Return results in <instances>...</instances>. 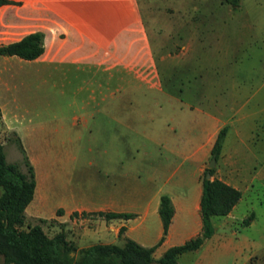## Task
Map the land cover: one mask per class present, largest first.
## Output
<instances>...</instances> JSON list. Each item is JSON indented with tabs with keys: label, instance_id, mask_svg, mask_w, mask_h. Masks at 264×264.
Masks as SVG:
<instances>
[{
	"label": "crops",
	"instance_id": "0c3cea01",
	"mask_svg": "<svg viewBox=\"0 0 264 264\" xmlns=\"http://www.w3.org/2000/svg\"><path fill=\"white\" fill-rule=\"evenodd\" d=\"M144 7L149 9L151 21H164L175 27L176 33L160 35L154 40ZM185 15L184 0H8L0 4V43L39 30L44 33V51L29 60L75 64L84 70V81L96 80L98 75L101 79H116L112 87H105L103 81L91 88L84 84V102L67 104L64 106L67 113L54 118L56 123L64 122L60 128L41 130L36 123L24 129L15 126L7 116L5 105L0 103V138L14 131L35 169L36 187L25 209L26 218L55 217L59 222L93 219L94 228L84 227V241L91 237L94 240L84 246L94 242H122L121 226H125L123 236L151 246L163 235L159 203L165 193L171 197L174 214L167 234L153 252L154 255L160 249L163 254L169 246L182 243L201 230V176L223 126H227V132L213 176L240 189L242 195L229 213L214 215L212 222L214 217L223 216L219 222L223 226L229 218L243 215L240 206L249 203L250 193L264 184V165L251 161L253 157L245 152L254 155L252 145L264 142V121L259 118V112L264 110V100L259 98L264 82L244 85L236 80L235 73L227 72L225 77L230 81L227 97L209 110L187 104V108L199 113L198 120L191 117L185 122L187 125L181 122L180 126L177 113L176 119L171 117V120H176L179 128L169 125L170 119L166 118L154 130L151 106L143 101L145 98L136 97L151 94L150 88L140 86L141 82L160 87L161 93L169 98L174 96L172 79L178 59L204 44L199 24L185 26ZM174 47L178 51L172 52L170 48ZM160 60L168 69L166 89L157 85L166 79ZM212 89L204 91L212 93ZM177 106L171 103L166 108L177 111ZM79 119L88 138L94 137V125L101 120L117 129L111 137L102 138V142H110L109 146L103 145L96 156L84 152V165L78 167L74 163L75 149L66 144L79 141L83 130L78 127ZM145 139L155 142L158 149L163 147L162 151L180 152L182 160H188L190 165L185 169L180 163L170 168L164 161L153 165ZM25 142L30 145L27 147ZM54 143L60 144L57 149L45 146ZM47 150L58 152L56 157L60 159L57 166L48 167L50 170L44 165L49 156ZM47 176H53L52 183L50 177L47 181ZM98 211L134 215L106 219ZM216 233L214 227L213 234L199 248L181 253L178 259L195 253L190 264H213L203 261L202 256L217 250L209 245Z\"/></svg>",
	"mask_w": 264,
	"mask_h": 264
},
{
	"label": "rangeland",
	"instance_id": "374dc122",
	"mask_svg": "<svg viewBox=\"0 0 264 264\" xmlns=\"http://www.w3.org/2000/svg\"><path fill=\"white\" fill-rule=\"evenodd\" d=\"M184 1L185 26L199 24L200 34L204 36V44L199 50H191L178 59V67L175 69L172 79L175 88L171 89L175 92L171 98L162 94L160 87L141 82L140 86L150 88L151 94L137 95L136 97L145 98L143 101L151 106L154 130L159 129L166 118L170 119L169 125H175L177 128L183 125L181 122L185 123L191 117L198 120L199 113L195 114L190 110L191 108H187V104L199 106L204 110L215 108L227 97L226 91L229 88L228 82H230L225 77L227 72L235 73L236 80L244 85L264 82V0H241L236 7L226 0ZM143 9L154 40L158 39L160 35L176 33L175 27L168 26V23L166 24L164 21H151L152 17L148 14L149 9L145 7ZM1 28L2 26H0ZM170 49L172 52L178 51L177 47ZM158 62L166 78L167 65L161 60ZM79 67L75 64H49L24 59L17 55L0 54V76L5 77V79H0V103L5 105L7 116L13 125L21 126L24 129L36 123L41 130L55 126L63 127L64 122L56 123L53 120L67 113L64 108L67 104L84 102V84L88 88L96 86L100 81H103L105 87L116 85V79L108 80L107 77L101 79L100 75L96 80L88 78L84 81V70ZM207 74L209 75L205 79ZM164 81L162 85L160 82L157 85L166 89L169 87L167 78ZM139 83L137 81V85ZM176 88L180 90L178 91ZM206 88H213V92L204 91ZM259 98L264 100V84ZM171 103L178 104L175 108L177 111L167 110L166 106ZM177 113L180 116V126H177L176 120H171V117L176 119ZM259 118L264 121V110L259 112ZM77 123L78 127L83 129L78 138L79 141L66 145H71L75 149L74 163L79 167L81 164L84 165V152L88 156H96L103 145H110L108 140L102 142V138L111 137L110 135L117 127L112 123L105 124L102 120L98 121L94 125L96 131L94 137L88 138V133L84 134L82 119H79ZM122 129L121 126L120 130ZM15 136L16 133L10 131L0 139L4 144L7 159L22 164V153L14 140ZM24 140L26 141L27 137L25 139L24 136ZM144 142L151 151L153 165L160 161L166 162L169 168L179 163V166L183 164L182 169L190 165L188 160H182L180 152L162 151L163 147L158 149L156 143L149 139H145ZM25 145L28 147L30 144L26 143ZM59 145V143L45 144V146H52L56 149ZM252 148L254 155L245 150L253 157L251 161L264 165V142H256ZM55 153L51 150L47 152L49 156L47 160L45 159L44 164L46 170H50L48 167L52 166L53 168L59 163L60 159L56 157L59 153ZM210 159L211 154L206 162V167H208L207 163ZM49 177L47 176V181L52 183L53 176ZM172 177L174 179L176 175L174 174ZM57 183H61L58 177ZM250 196L249 203L242 204L239 208L243 215L239 213V215L229 218L223 226L219 224L223 216L214 217L213 224L217 233L214 239L209 241V245H214L217 250L202 256L203 261H210L213 264H264V184L259 186L258 190L251 192ZM58 210L59 214L61 211ZM251 213H253V218L248 224H245L244 218ZM39 218L42 217L27 216L24 227L40 222ZM40 223L49 235L64 230L67 238L73 240L79 248L83 247L84 243L94 240L91 237L84 241V227L86 229L94 228L95 221L93 219L84 220L81 218L76 222L72 220L59 222L55 217H46V221ZM187 254L178 259V264H190L196 256L195 253ZM161 255L160 249L156 250L154 261L151 264H161L158 261Z\"/></svg>",
	"mask_w": 264,
	"mask_h": 264
},
{
	"label": "trees",
	"instance_id": "16d2710c",
	"mask_svg": "<svg viewBox=\"0 0 264 264\" xmlns=\"http://www.w3.org/2000/svg\"><path fill=\"white\" fill-rule=\"evenodd\" d=\"M8 0H0V4ZM233 7L241 0H226ZM44 51V33L32 31L18 40L0 43V54L17 55L24 59H34ZM1 116V108H0ZM227 126H223L211 148V157L219 158ZM22 153V164L7 159L4 144L0 140V264H151L153 252L168 232L174 214V205L168 194L160 196L159 214L163 224V235L158 243L145 246L135 239L123 236L125 226H121L119 236L122 242H94L78 247L67 238L64 230L49 235L40 222L28 224L25 209L33 198L36 187V174L26 150L18 136L14 137ZM207 171L211 173L208 178ZM214 167H205L202 176L200 214L202 227L199 233L182 243L169 246L158 258L161 264H178L181 253L199 248L214 232L212 217L226 215L240 199L242 192L224 180L213 176ZM61 211V210H58ZM97 214L106 219L128 218L132 212H105ZM253 213L244 218L248 224Z\"/></svg>",
	"mask_w": 264,
	"mask_h": 264
},
{
	"label": "water",
	"instance_id": "95a60500",
	"mask_svg": "<svg viewBox=\"0 0 264 264\" xmlns=\"http://www.w3.org/2000/svg\"><path fill=\"white\" fill-rule=\"evenodd\" d=\"M216 165V157L212 156L210 161L208 162V167H214ZM206 176L209 178L211 176V173L207 171Z\"/></svg>",
	"mask_w": 264,
	"mask_h": 264
}]
</instances>
